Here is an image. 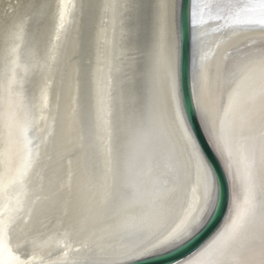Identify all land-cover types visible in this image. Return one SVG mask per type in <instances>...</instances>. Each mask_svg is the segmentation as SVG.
I'll use <instances>...</instances> for the list:
<instances>
[{"label":"bare ground","instance_id":"1","mask_svg":"<svg viewBox=\"0 0 264 264\" xmlns=\"http://www.w3.org/2000/svg\"><path fill=\"white\" fill-rule=\"evenodd\" d=\"M178 9L179 0H0V259L8 262L11 248L26 264H55L64 243L72 249L79 240L87 243L90 234L81 229L90 205L108 199V149L115 155L117 144L122 160L141 143L153 149L177 211L195 206L200 196L198 161L214 202L215 180L196 143V158L189 159L181 131L170 129L160 140L154 123L171 77L177 111L191 134L177 91ZM193 19V100L231 191L220 232L250 183L258 213L264 202L259 80L249 82L244 102L227 114L230 87L222 85L237 48H256L262 37L258 27L234 33L202 11L201 0L193 3ZM138 163L147 169L142 156ZM177 171L179 185L172 182ZM84 253L69 251L67 259L82 261Z\"/></svg>","mask_w":264,"mask_h":264},{"label":"snow or ice","instance_id":"2","mask_svg":"<svg viewBox=\"0 0 264 264\" xmlns=\"http://www.w3.org/2000/svg\"><path fill=\"white\" fill-rule=\"evenodd\" d=\"M204 9L213 18L225 21V26L232 27L234 33L242 28L247 30L250 26L259 28L262 39L258 47L248 48L245 45L247 51L237 48L238 55L224 70L222 85L230 87L227 114L235 104L244 102L246 87L250 81L258 78L261 111L264 113V0H201V10ZM59 19L63 27V11ZM106 123L109 125L108 138L111 142V121ZM154 123L160 140L170 134V129H179L189 159L196 158L194 139L184 129L182 117L176 108L175 87L171 77L164 106L155 112ZM120 131L117 127L116 132ZM108 152L112 156L109 196L103 204H91L88 209L81 229L90 234L88 242L79 240V247L75 249H72L71 243H64L62 259L55 264H136V261L147 256L161 254V250L171 251L189 243L209 223L216 211L218 201L213 202L207 172L200 171L198 161L200 196L195 206L189 204L177 211L174 199L165 190L167 181H161L157 174V167L153 164V149L147 143H141L134 154L123 160L119 144L115 148V155L111 147ZM141 156L148 165L146 170L138 163ZM249 175L251 177V173ZM172 182L176 185L182 182L178 171ZM252 189L250 183L248 195L237 205L230 222L183 264H264V202H261L258 213ZM105 225L111 230L105 231ZM68 235L65 234L66 240ZM91 236H96V239H91ZM33 244L39 246L35 241ZM3 247L4 242L0 237V249ZM81 249L85 250L82 261L67 259L69 251L79 253ZM8 252L10 260L5 262L0 259V264H26L11 248Z\"/></svg>","mask_w":264,"mask_h":264},{"label":"water","instance_id":"3","mask_svg":"<svg viewBox=\"0 0 264 264\" xmlns=\"http://www.w3.org/2000/svg\"><path fill=\"white\" fill-rule=\"evenodd\" d=\"M195 0H179L177 91L185 119L194 141L211 170L215 185L216 211L208 224L189 243L169 252L136 261V264H182L204 247L221 229L231 206V191L227 173L209 143L201 126L192 93Z\"/></svg>","mask_w":264,"mask_h":264}]
</instances>
